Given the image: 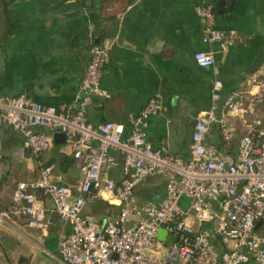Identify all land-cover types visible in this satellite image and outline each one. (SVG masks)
I'll return each mask as SVG.
<instances>
[{
	"label": "crops",
	"instance_id": "crops-1",
	"mask_svg": "<svg viewBox=\"0 0 264 264\" xmlns=\"http://www.w3.org/2000/svg\"><path fill=\"white\" fill-rule=\"evenodd\" d=\"M211 5L217 28L237 34L227 49L202 42L204 23L198 5ZM120 16V17H119ZM112 44L101 87L109 99L95 97L86 110L93 125L113 122L125 126L152 98L162 111L149 120L147 140L167 146L174 156L189 159L197 117L212 105L215 81L222 96L248 89L250 78L264 74V0H0V97L26 96L44 106L74 104L94 45ZM211 52L215 64L199 67L194 55ZM258 115L264 122V104ZM244 123L235 119V137L226 143L213 124L206 144L218 154L236 159ZM0 158V264H63L59 242L71 225L59 220L53 201L36 192L50 221L47 234L8 216L18 182L38 179L46 167L52 179L75 186L81 180L77 163L65 144H56L39 157L23 151L24 137L4 126ZM117 165L109 171L116 183L124 181L123 158L112 151ZM140 204L159 203L165 180L150 177L136 189ZM84 215L105 223L115 208L95 196ZM49 239L57 251L47 249Z\"/></svg>",
	"mask_w": 264,
	"mask_h": 264
},
{
	"label": "built area",
	"instance_id": "built-area-1",
	"mask_svg": "<svg viewBox=\"0 0 264 264\" xmlns=\"http://www.w3.org/2000/svg\"><path fill=\"white\" fill-rule=\"evenodd\" d=\"M196 12L204 23V44L227 49L235 43L236 32L217 28L211 5H198ZM111 51L112 44L93 46L71 106L57 109L26 96L0 97V135L9 126L24 137L23 151L39 157L53 146L56 134H64L81 175L77 185L69 186L54 181L52 168L46 167L38 179L18 182L8 216L47 234L51 223L35 193L49 197L59 220L71 225L58 245L63 264H264V122L258 115L264 74L253 75L248 89L224 99L221 81L214 82L212 105L198 115L190 157L182 159L147 140L149 120L162 111L158 97L130 117L127 137L122 124L87 120L95 97L110 98L101 81ZM194 60L201 68L215 64L211 52L199 51ZM237 118L244 123V134L233 159L218 154L206 138L217 124L230 143ZM112 151L123 158L125 179L120 184L109 176L117 165ZM150 177L165 180V195L159 203L140 204L136 189ZM95 196L115 208V216L105 223L84 215ZM184 197L190 200L187 209L181 207ZM160 230L167 234L165 241L159 239Z\"/></svg>",
	"mask_w": 264,
	"mask_h": 264
},
{
	"label": "rangeland",
	"instance_id": "rangeland-1",
	"mask_svg": "<svg viewBox=\"0 0 264 264\" xmlns=\"http://www.w3.org/2000/svg\"><path fill=\"white\" fill-rule=\"evenodd\" d=\"M189 204H190V200L184 197L181 201V207L183 209H187L189 207ZM206 226L209 227L210 224H207ZM47 249L51 252H56L57 251V241L54 239H49Z\"/></svg>",
	"mask_w": 264,
	"mask_h": 264
},
{
	"label": "water",
	"instance_id": "water-1",
	"mask_svg": "<svg viewBox=\"0 0 264 264\" xmlns=\"http://www.w3.org/2000/svg\"><path fill=\"white\" fill-rule=\"evenodd\" d=\"M54 142L56 144H63L65 142V136H64V134H60V133L56 134L54 136ZM261 223H262V221L258 224V226ZM166 236H167L166 232L164 230H160V232H159V239L162 240V241H165L166 240Z\"/></svg>",
	"mask_w": 264,
	"mask_h": 264
}]
</instances>
